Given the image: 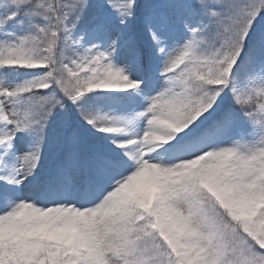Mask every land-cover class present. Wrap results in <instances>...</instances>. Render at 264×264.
I'll return each instance as SVG.
<instances>
[{"label": "snow or ice", "instance_id": "1", "mask_svg": "<svg viewBox=\"0 0 264 264\" xmlns=\"http://www.w3.org/2000/svg\"><path fill=\"white\" fill-rule=\"evenodd\" d=\"M0 264H264V0H0Z\"/></svg>", "mask_w": 264, "mask_h": 264}]
</instances>
